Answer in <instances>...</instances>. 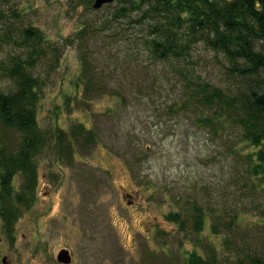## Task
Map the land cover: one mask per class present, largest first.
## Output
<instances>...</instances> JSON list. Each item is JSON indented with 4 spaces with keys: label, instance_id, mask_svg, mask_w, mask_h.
Instances as JSON below:
<instances>
[{
    "label": "rangeland",
    "instance_id": "1",
    "mask_svg": "<svg viewBox=\"0 0 264 264\" xmlns=\"http://www.w3.org/2000/svg\"><path fill=\"white\" fill-rule=\"evenodd\" d=\"M16 1L26 22L63 46L39 104L41 126L49 131L58 123L69 131L84 122L98 128V140L75 144L70 157L52 144L40 153L36 200L13 237L0 223V264L4 257L6 264H187L189 251L203 253L200 243L222 241L226 221L230 237L263 235L264 192L248 172L251 148L236 124L217 130L199 124L204 109L164 63L116 65L107 93L88 105L77 101L80 59L77 44L66 38L75 36L84 15L109 8L86 11L81 0ZM124 48L113 50L126 60L132 53ZM66 94L73 95L69 104ZM195 203L205 213L200 232L188 215ZM175 211L189 216L184 229L168 218ZM214 222L223 233L212 231ZM64 248L69 263L58 260Z\"/></svg>",
    "mask_w": 264,
    "mask_h": 264
},
{
    "label": "trees",
    "instance_id": "2",
    "mask_svg": "<svg viewBox=\"0 0 264 264\" xmlns=\"http://www.w3.org/2000/svg\"><path fill=\"white\" fill-rule=\"evenodd\" d=\"M94 2L80 4L86 11H97ZM104 7L108 12L97 17L84 15L75 36L66 38L77 44L80 59L77 85L82 92L77 101L88 105L102 96L116 65L164 63L204 109L199 124L217 130L227 128L228 121L239 127L241 140L251 148L246 153L248 172L264 192V0H116ZM115 44H124L123 51L132 57L114 54ZM62 47L26 22L16 0H0V223L9 237L36 200L40 153L52 144L59 155L70 157L75 144L86 147L98 140L95 125L77 122L67 131L56 123L47 131L38 119ZM117 94L125 100L124 94ZM72 97L66 94L67 104ZM188 211L194 230L202 231L203 208L195 203ZM188 217L178 211L168 215L183 229ZM224 228L221 242L200 243L203 253L189 251L187 264H264V229H259L262 236L247 239L230 237V222ZM219 229L214 222L212 231L223 233Z\"/></svg>",
    "mask_w": 264,
    "mask_h": 264
},
{
    "label": "water",
    "instance_id": "3",
    "mask_svg": "<svg viewBox=\"0 0 264 264\" xmlns=\"http://www.w3.org/2000/svg\"><path fill=\"white\" fill-rule=\"evenodd\" d=\"M116 0H95L93 7L95 9L102 8L105 4L112 3ZM4 263L6 264V257L3 258ZM58 260L63 263H69L72 260L71 253L68 249H62L58 254Z\"/></svg>",
    "mask_w": 264,
    "mask_h": 264
}]
</instances>
